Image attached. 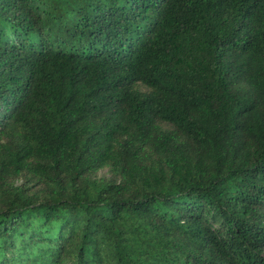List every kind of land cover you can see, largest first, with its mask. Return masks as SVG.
Here are the masks:
<instances>
[{"label": "trees", "instance_id": "trees-1", "mask_svg": "<svg viewBox=\"0 0 264 264\" xmlns=\"http://www.w3.org/2000/svg\"><path fill=\"white\" fill-rule=\"evenodd\" d=\"M0 264H264V0H0Z\"/></svg>", "mask_w": 264, "mask_h": 264}, {"label": "rangeland", "instance_id": "rangeland-1", "mask_svg": "<svg viewBox=\"0 0 264 264\" xmlns=\"http://www.w3.org/2000/svg\"><path fill=\"white\" fill-rule=\"evenodd\" d=\"M99 177H102V178H109L110 175L108 174L107 171H102L99 173Z\"/></svg>", "mask_w": 264, "mask_h": 264}]
</instances>
